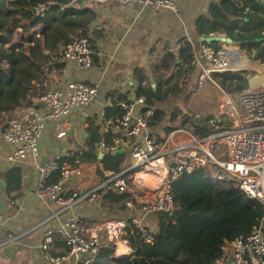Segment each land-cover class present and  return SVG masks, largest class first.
Segmentation results:
<instances>
[{"label": "built area", "instance_id": "2783aa9c", "mask_svg": "<svg viewBox=\"0 0 264 264\" xmlns=\"http://www.w3.org/2000/svg\"><path fill=\"white\" fill-rule=\"evenodd\" d=\"M89 1L178 11L173 0ZM49 9L46 3H39L33 8L35 15L40 18H44ZM227 30L218 31L210 37L227 39ZM187 40L193 52L190 35H187ZM262 48L264 51V44ZM179 49L178 44L171 47L169 52L178 53ZM251 52L238 45L219 51L210 47L202 49L203 60L199 61L201 73L189 99L192 115L188 121L193 127H207L211 133L206 137L183 127L172 131L160 143L138 111L140 106L146 104L145 94L134 95L127 101L108 98L106 105L120 107L123 113L120 118L105 122L103 136L96 143L98 152L117 153L130 138L142 140L131 146L132 164L120 173L107 171L100 161L92 162L100 168L101 181L90 187L84 185L86 163L83 161V152L72 161L63 160L71 156L70 153L55 155L44 163L39 162L38 157L46 123H62L74 110L96 102L98 88L82 81L55 86L53 78L56 68L41 67L40 82L36 86L38 93L40 91V103L47 109L46 112L36 103H24L12 115L1 114L0 131L1 142L17 146L4 160L23 163L32 159L37 168L38 181L34 195L51 210L41 226L56 221L55 226L45 230L39 245L49 264H94L101 249L110 246L115 247L112 260L116 264L128 259L133 261L131 237H140L147 244L154 243L155 235L148 228L146 219L159 212H172L173 183L184 174L198 169H219L217 181L237 183L247 200H256L264 207V62H256ZM93 55L94 50L85 36L71 39L64 49L65 60L77 63L84 70L93 67ZM242 61L248 65L239 66ZM242 71L246 72V79L243 88L237 92L224 89L214 78L215 74ZM118 131L123 136L114 142L113 135ZM180 135L186 136V141L177 142L176 136ZM66 136V130L59 132V137ZM217 147L224 149L225 159L215 153ZM111 192L127 195L119 204L121 218L88 222L89 216L84 213L85 209L93 208L100 214V205L105 195ZM10 204L17 206L20 200L11 199ZM63 215L66 218L60 221ZM4 223L5 216L0 212V230ZM24 235H10L0 240V253ZM57 236L65 242L69 249L67 252H55ZM226 261L229 264H264V230L227 242L223 248V258L218 264H225Z\"/></svg>", "mask_w": 264, "mask_h": 264}, {"label": "trees", "instance_id": "16d2710c", "mask_svg": "<svg viewBox=\"0 0 264 264\" xmlns=\"http://www.w3.org/2000/svg\"><path fill=\"white\" fill-rule=\"evenodd\" d=\"M241 7L233 0H221L212 3L207 17H201L196 24V35L199 39L207 38L211 34L222 29H228V36L236 43L241 44L245 50L257 51V57L264 61L262 45L264 38V19L260 15L251 16L245 14L248 3L251 1V9L264 15V6L256 0H245ZM72 0H0V113L13 112L27 99V92L34 88L33 83L39 80L40 65L56 66L58 60L64 55V48L69 41L78 36L89 38L87 32L70 37L68 24L65 23L70 13L67 6ZM39 3L50 6L44 18L37 17L33 8ZM43 24L47 33L45 46L49 51L44 55L40 49V40L31 35V29ZM74 25V23H70ZM17 29H22L27 35L25 43L31 45L30 55L25 53V46L17 50L10 47ZM198 39V40H199ZM90 42V41H89ZM91 44V43H90ZM203 44L221 50L222 41L207 42ZM178 55L169 53L161 62L158 70L154 71L156 87L142 84L149 79L147 76L139 78L137 95L147 96L143 105L142 114L152 113L147 116L148 125L151 128L165 124L166 135H156L159 142H164L168 135L175 130L178 119L177 111L169 117L168 114L157 106L165 103L179 88L171 84L180 76L192 74L195 69L192 45L187 39L179 43ZM41 58L44 61L41 63ZM95 54L93 55V63ZM5 64L9 68H5ZM158 74V75H157ZM214 78L228 91L241 90L246 79L242 73L215 74ZM120 107H108L105 112L106 120L118 119L122 116ZM194 134L201 137L208 136L211 132L206 127L200 129L194 127ZM122 134V132H121ZM118 133L115 139L121 136ZM155 134V133H154ZM119 135V136H118ZM102 137L98 130L94 132L91 142H85L71 156L64 161H72L74 157L83 152V161L102 162L107 171L120 173L131 166L132 160L129 153H110L100 158L97 141ZM135 144V143H133ZM132 144V145H133ZM219 169L208 167L198 169L192 173L184 174L172 185V197L174 210L170 213L159 212L153 219V228L149 227L155 235L153 244H147L140 237H131L134 252L133 261L123 260L121 264H218L223 258V248L227 242H233L245 234H251L257 230H264V207L256 200H247L244 193L233 181L225 183L217 181ZM55 176V179L57 178ZM7 183L8 196L13 192H19L22 187V173L19 168H12L0 175ZM127 197L126 193L111 192L105 195V208L110 213H120L119 204ZM228 210V219L224 224L217 221L219 207ZM173 213V214H172ZM121 214V213H120ZM107 217L106 220H112ZM58 245L65 242L59 236L56 237ZM67 251L69 250L68 247ZM114 246L102 248L98 259L94 264H116L112 260ZM226 264V263H225Z\"/></svg>", "mask_w": 264, "mask_h": 264}, {"label": "crops", "instance_id": "0c3cea01", "mask_svg": "<svg viewBox=\"0 0 264 264\" xmlns=\"http://www.w3.org/2000/svg\"><path fill=\"white\" fill-rule=\"evenodd\" d=\"M173 1L178 7L177 12L170 9H155L152 7H128L118 3L96 4L89 0L82 2L72 0L70 2L67 6L70 13L65 20L68 27L65 29L67 30L72 26L69 32L70 37L83 32L88 33L89 38H87L95 54L93 67L90 70H84L77 63L65 60L64 55L57 62L58 64H63V68L59 69L55 65H49L48 67L56 68L57 70L53 78L55 86L62 87L72 81H82L98 88V98L90 106L74 110L72 115L62 123L53 121L46 123L40 142L39 162L44 163L55 155L73 154L80 146L86 145L85 142H91L94 132L97 130L103 136V129L107 121L105 112L108 107H113L106 105L108 98L112 97L124 101L133 98L134 95H137L139 78L143 76L149 77L142 84L143 87L149 85L156 87L154 71L158 70L165 56L172 53L169 52V49L178 45L183 39H187V35H190L194 47L193 54L195 60L191 66L194 67L195 71L192 74L188 73L186 76H180L172 81L171 84L177 85L179 89L165 103L159 104L157 109L164 110L169 117L176 110L178 119L175 129L185 127L193 131L194 127L188 121L192 115L188 97L193 93L201 73L199 61L203 60L202 49L209 47L204 45L203 41L211 36L199 39L196 35V24L201 17L209 15L212 3L220 2L221 0ZM233 1L241 7L246 3L245 0ZM256 1L261 2L264 6V0ZM248 5L244 11L245 14L251 16L260 15L264 19L263 14L251 9V1ZM71 22L74 25H71ZM227 29L229 28L227 27ZM46 33L47 29L43 24H39L31 29V35L41 41L40 49L44 55L49 54L45 46ZM26 36L22 29H17L10 47L17 50L23 45L26 48L25 53L30 55L29 47L31 45L25 43ZM227 37V39L230 38L228 34ZM261 38H264V32L261 33ZM220 46L221 49H224L225 47L232 46V44L222 42ZM173 54L178 55L174 52ZM40 61L42 63L44 59L41 58ZM45 66L42 63L40 69ZM5 68L8 69L9 65L5 64ZM39 82L40 75L39 80L33 83L34 88L27 92L28 97L22 104L36 103L43 112H46L47 109L40 103V91L38 93L36 86ZM175 101L178 105L173 104ZM143 108L144 106H140L138 111L146 119L152 112L149 111L144 115L142 114ZM16 110L3 113L12 115ZM108 120L116 119L112 118ZM168 121L166 120L164 123ZM164 123L157 128L149 126V131L155 133V135L164 137L167 133ZM62 130L67 131L66 137H59V132ZM118 133L121 134V131L115 132L113 135L114 142L119 141L123 136L121 134L119 138L115 139ZM1 140L0 131V175L10 171L12 168H19L23 180L21 190L13 192L10 197L8 196L7 183L0 178V212L5 216L4 226L0 230V240L10 235L20 233H25V235L17 242L2 249L0 264H49L44 258L39 245L43 240L45 230L49 226H55L56 221L41 226V223L51 214V210L46 203L34 195L38 181L37 168L33 164L32 159L23 163L6 162L4 160L6 155L11 153L17 146L6 144L3 141L1 142ZM141 140V138L132 137L120 150L123 149L124 152L127 151L130 155L132 144ZM176 141L184 142L186 141V136H176ZM99 155L102 159L106 154L99 153ZM92 162L85 164L86 178L84 185L86 187L96 185L101 181L100 168L97 164L93 165ZM16 198L20 200V204L11 206L10 200ZM105 206V201L103 200L100 205V214L93 208H86L84 213L89 216L88 222L93 223L98 221V219L103 220L102 218L108 216V207L105 208ZM228 216V210L223 206L219 207L217 211L218 223L224 224ZM65 218V215L61 216L60 221L65 220ZM154 218L155 214L146 219L147 226L153 228ZM66 247L64 243L63 246L58 245L55 238L54 250L56 253L67 252ZM226 264H229V262L226 261Z\"/></svg>", "mask_w": 264, "mask_h": 264}, {"label": "rangeland", "instance_id": "374dc122", "mask_svg": "<svg viewBox=\"0 0 264 264\" xmlns=\"http://www.w3.org/2000/svg\"><path fill=\"white\" fill-rule=\"evenodd\" d=\"M232 45H238V46H240L241 47V44H239V43H235V44H232ZM242 48V47H241ZM243 49V48H242ZM252 54V57L254 58V60L256 61V62H264L262 59H260V58H258L257 57V52H251ZM255 62V63H256ZM240 73H242L243 75H246V72H244V71H242V72H240ZM219 83V82H218ZM220 84V83H219ZM196 85H197V83H196ZM222 86V85H221ZM196 87V86H195ZM224 88V87H223ZM195 89V88H194ZM225 89V88H224ZM237 91H239V90H233L232 92H237ZM193 93H191V95H192ZM191 95H189L190 97H191ZM190 97H188L189 99H190ZM170 104H172V103H170ZM173 104L174 105H178L177 103H176V101L175 102H173ZM169 107V106H168ZM167 107V108H168ZM172 109V108H171ZM171 112V111H170ZM215 153L218 155V156H220L222 159H225L226 157H225V151H224V149L222 148V147H217V149L215 150ZM110 215H111V213H110ZM107 217H113L112 219H118V218H121V214L120 213H115V212H113V214L111 215V216H106L105 218H102L103 220H106L107 219Z\"/></svg>", "mask_w": 264, "mask_h": 264}, {"label": "water", "instance_id": "95a60500", "mask_svg": "<svg viewBox=\"0 0 264 264\" xmlns=\"http://www.w3.org/2000/svg\"><path fill=\"white\" fill-rule=\"evenodd\" d=\"M204 40H206L207 42L222 41L224 43H229V44H235L236 43L230 38L229 39H222V38H219V37H208L207 39H204ZM122 152H124L123 149H121L119 151V153H122ZM2 184L4 185V183H2Z\"/></svg>", "mask_w": 264, "mask_h": 264}, {"label": "bare ground", "instance_id": "6f19581e", "mask_svg": "<svg viewBox=\"0 0 264 264\" xmlns=\"http://www.w3.org/2000/svg\"><path fill=\"white\" fill-rule=\"evenodd\" d=\"M246 62L245 61H242L240 64H239V66H246ZM248 65V64H247ZM148 179H150V178H148Z\"/></svg>", "mask_w": 264, "mask_h": 264}]
</instances>
